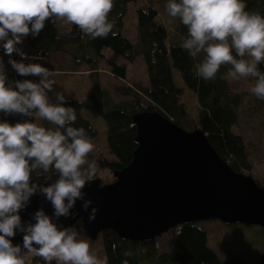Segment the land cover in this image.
I'll return each instance as SVG.
<instances>
[{
  "label": "clouds",
  "instance_id": "9594fccd",
  "mask_svg": "<svg viewBox=\"0 0 264 264\" xmlns=\"http://www.w3.org/2000/svg\"><path fill=\"white\" fill-rule=\"evenodd\" d=\"M113 6V0H0V41H5L6 55L17 52L25 57L16 46L22 37L38 36L49 19L73 24L93 39L106 38L109 33L115 36L109 21ZM165 7L188 29L181 47L192 57L206 54L196 65L198 77L213 80L222 65H231L228 77H255L250 91L264 100V72L258 69L264 63V16L246 11L244 0H168ZM9 63L19 75H35L40 80L15 81V88L7 86L0 66V112L34 115L57 129L29 121L14 125L0 122V264H26L28 255L39 256L48 264H107L106 258L90 252L88 241L78 239L75 228L53 222V217L57 221L67 218L77 200L83 201L85 211L89 209L92 201L85 199L83 189L97 172L96 161H88L94 145L83 128L71 126L77 116L72 107L64 106L62 93H56L57 103L49 102L47 93L55 84L54 71L37 63ZM50 168L59 174L54 184L31 182L34 170L48 172ZM36 194L51 204L53 214L41 208L32 217L35 223L25 225L19 213ZM95 214L93 208L89 221ZM17 231L23 233L22 247L12 242Z\"/></svg>",
  "mask_w": 264,
  "mask_h": 264
},
{
  "label": "trees",
  "instance_id": "16d2710c",
  "mask_svg": "<svg viewBox=\"0 0 264 264\" xmlns=\"http://www.w3.org/2000/svg\"><path fill=\"white\" fill-rule=\"evenodd\" d=\"M138 1L113 0L114 6L109 13V21L114 25L112 32L116 33L115 36L109 33L106 38L93 39L73 24L55 19L53 22L49 19L38 36L29 34L22 37V43L16 46L25 53V57H21L17 52L11 56L6 55L3 48L5 41H0V65L6 74V85L15 88V81L31 80L38 83L40 80V77L35 75H19L9 63L10 60L25 64L37 63L53 71L49 66V59L59 46H66L76 54L75 64L78 62V65H87L86 70L95 72L99 64L104 62L110 73L122 81L126 80V68L125 64L119 63V59L133 61L142 56L148 84L128 81V85L126 83L116 86L114 91L125 99H114L110 91L100 85L97 79L83 99L65 97L64 106L72 107L77 116L71 126L83 128L90 139L95 137L96 131L81 111L86 109L100 115L105 122L106 154L91 152L88 156L89 162L95 160L97 164L93 180L100 181L98 169H106L111 174L110 180L113 181L114 173L130 163L136 148L133 116L145 111H157L188 131L201 128L218 155L233 170L250 174L253 147L243 135L233 131L239 120L243 97L232 94L229 90L227 73L231 65H222L213 80H204L195 74L196 65L203 62L206 54L201 52L192 57L181 47L183 41L188 38V29L178 17L173 18L167 13L165 6L168 0H142L140 5L136 6V33L134 39H130L126 35L125 18L129 5ZM244 2L246 11L264 16V0ZM105 49L110 51L108 56L104 52ZM233 55L236 56L234 50ZM258 69L264 72V63H260ZM175 73L179 74L180 80L175 78ZM185 91L195 97V115L187 111L186 102L181 98ZM36 118L45 128L57 129L56 125ZM4 121L13 125L24 121L35 122V116L0 112V122ZM58 178L59 174L54 168H50L48 172L36 169L32 172L31 181L55 182ZM256 182L264 186V182ZM100 183L106 184L101 181ZM205 221L209 220L176 225L146 242L122 239L110 229L101 231L97 238L100 239L107 264H264V250L248 260L225 246L223 248L222 243L219 244V249L211 246L208 243L207 230L203 226ZM257 227L264 233V228ZM78 228H81L80 221ZM83 234L91 241L97 239L89 238L84 230ZM26 264L48 262L39 256L28 255ZM51 264L57 263L52 261Z\"/></svg>",
  "mask_w": 264,
  "mask_h": 264
},
{
  "label": "water",
  "instance_id": "95a60500",
  "mask_svg": "<svg viewBox=\"0 0 264 264\" xmlns=\"http://www.w3.org/2000/svg\"><path fill=\"white\" fill-rule=\"evenodd\" d=\"M31 27V25H29ZM136 148L132 160L114 173L115 180L86 183L87 211L77 200L70 215L53 222L60 227L81 228L91 239L110 229L122 239L153 240L179 224L217 219L264 228V186L246 173L236 172L223 160L201 128L191 131L176 125L157 111L133 116ZM48 186L55 182L32 180ZM43 208L52 216L53 208L43 195L30 198L19 213L25 225ZM96 209L95 219L89 214ZM23 233L12 242L22 247Z\"/></svg>",
  "mask_w": 264,
  "mask_h": 264
},
{
  "label": "rangeland",
  "instance_id": "374dc122",
  "mask_svg": "<svg viewBox=\"0 0 264 264\" xmlns=\"http://www.w3.org/2000/svg\"><path fill=\"white\" fill-rule=\"evenodd\" d=\"M141 2L142 0H139L136 4L132 3L128 7L125 29L126 35L130 39L135 37V9ZM104 52L107 56L110 54L108 49H105ZM75 57L76 54L72 53L66 46L57 47L51 54L49 66L54 69L55 84L53 85V90L47 93L50 103L57 102L56 93H62L65 97L83 99L85 93L96 79L100 85L110 91L116 100L125 99V97L114 91L116 86L126 83L128 85V81H140L143 84H148L146 66L142 56L136 57L133 61H127L123 58L119 59V63L125 64L126 68V80L124 81L115 78L104 62L99 64L95 72L94 70L91 72V70H86L88 68L87 65H78V62L75 64ZM244 59H250V57L245 56ZM91 73L94 75H91ZM175 78L180 80L178 73H175ZM227 81L230 92L243 97V102L239 108V120L233 127V131L236 134L243 135L251 143L253 147L251 161L253 164L249 173L255 180L264 182V100L258 99L250 91L256 82V78L247 77L233 80L228 77L227 73ZM181 98L186 102L187 111L191 115H195L197 103L194 95L185 91ZM81 113L89 120L96 131L95 137L90 139L94 145L92 152L106 154V125L103 118L86 109H83ZM35 123L41 125L37 118H35ZM110 156L112 157V155ZM98 174L100 181L103 183L114 181L110 180L111 174L106 169H98ZM203 226L207 230L208 243L216 249H219V244L222 243L223 248L225 246L230 251L240 254L248 260L264 250V233L256 225H225L217 220H209L205 221ZM76 231L79 234L78 239L88 241L91 253L102 260L105 259L99 238L91 241L84 236L83 229L78 228Z\"/></svg>",
  "mask_w": 264,
  "mask_h": 264
}]
</instances>
